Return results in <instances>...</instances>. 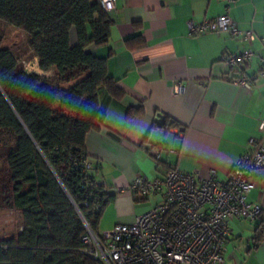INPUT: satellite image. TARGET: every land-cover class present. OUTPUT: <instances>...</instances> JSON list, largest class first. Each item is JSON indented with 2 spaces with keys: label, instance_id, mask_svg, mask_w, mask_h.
Wrapping results in <instances>:
<instances>
[{
  "label": "crops",
  "instance_id": "0c3cea01",
  "mask_svg": "<svg viewBox=\"0 0 264 264\" xmlns=\"http://www.w3.org/2000/svg\"><path fill=\"white\" fill-rule=\"evenodd\" d=\"M223 11L221 0H116L107 44L86 49L105 59L108 75L123 93L118 100L100 93L102 123L84 141L92 176L113 196L99 232L131 223L156 202L129 192L135 178L161 179L175 167L200 178L213 170L224 181L233 163L253 149L252 142L264 139L259 130L264 80L251 90L234 85V71L221 61L244 46L264 55V0H237L229 10L240 30L254 34L249 46H239L227 33L189 35L188 21L200 23ZM75 42L72 33L71 44ZM253 72L246 70L247 75ZM176 85L181 94L174 93ZM128 109L139 112L127 118ZM158 114L164 117L160 127L155 124ZM252 180L247 201L261 208V216L252 223L231 222L222 264H264V169L255 171ZM127 205L132 209L128 214L109 218L115 207L122 211Z\"/></svg>",
  "mask_w": 264,
  "mask_h": 264
},
{
  "label": "trees",
  "instance_id": "16d2710c",
  "mask_svg": "<svg viewBox=\"0 0 264 264\" xmlns=\"http://www.w3.org/2000/svg\"><path fill=\"white\" fill-rule=\"evenodd\" d=\"M0 22L24 32L38 68L52 73H27L0 46V128L15 137L7 170L0 172V207L11 208L16 195L24 221L16 236L0 238V264H96L85 252L87 230L71 201L99 234L113 196L99 195L84 206L80 179L68 176L66 160L88 157L85 137L102 123L100 93L123 96L105 59L86 51L107 44L113 20L96 0H0ZM138 112L128 109L126 117ZM23 183L30 187L20 192Z\"/></svg>",
  "mask_w": 264,
  "mask_h": 264
},
{
  "label": "built area",
  "instance_id": "2783aa9c",
  "mask_svg": "<svg viewBox=\"0 0 264 264\" xmlns=\"http://www.w3.org/2000/svg\"><path fill=\"white\" fill-rule=\"evenodd\" d=\"M102 11L110 14L116 0H96ZM224 11L213 19L200 23L187 22L190 36L204 33H227L239 46L251 45L255 36L251 31L240 30L229 16L230 7L237 0H221ZM223 65L233 70L230 80L247 90L264 80V55L250 47L228 53L221 58ZM254 68L250 75L246 70ZM181 94L182 87L174 86ZM264 132V122L259 124ZM253 149L244 153L232 165L226 180L216 177L215 171L200 178L197 172L183 173L170 168L161 179L135 178L129 192L140 199L156 200L146 211L129 224H116L113 228L93 233L77 206L71 201L83 221L87 233L82 238L86 254L96 264H222L228 238L232 235L231 222L242 219L250 223L261 216V208L249 203L247 196L254 188L252 175L264 169V139L253 141ZM158 158V152L153 153ZM68 176L80 179L79 192L83 204L96 202L99 195L106 196V187L94 179L90 172L93 163L88 157L70 156L66 160ZM97 202L96 209L101 204Z\"/></svg>",
  "mask_w": 264,
  "mask_h": 264
},
{
  "label": "rangeland",
  "instance_id": "374dc122",
  "mask_svg": "<svg viewBox=\"0 0 264 264\" xmlns=\"http://www.w3.org/2000/svg\"><path fill=\"white\" fill-rule=\"evenodd\" d=\"M0 46L8 47L15 56L18 63L24 68L27 73H40L43 77L45 74L40 72L33 60V54L28 48V36L20 31L11 27H6L0 22ZM15 137L13 132L8 129L0 128V172L4 173L7 170V154L9 149L14 148ZM20 192L23 189H28V184L21 185ZM132 209L130 205L123 208L122 211L115 207L109 214V218L113 219L120 213L128 214ZM24 221L22 218V209L16 201H14L11 208L0 207V238L8 236H16L23 228Z\"/></svg>",
  "mask_w": 264,
  "mask_h": 264
},
{
  "label": "water",
  "instance_id": "95a60500",
  "mask_svg": "<svg viewBox=\"0 0 264 264\" xmlns=\"http://www.w3.org/2000/svg\"><path fill=\"white\" fill-rule=\"evenodd\" d=\"M164 123V117L160 114L157 115V118L155 120V124L160 127Z\"/></svg>",
  "mask_w": 264,
  "mask_h": 264
}]
</instances>
